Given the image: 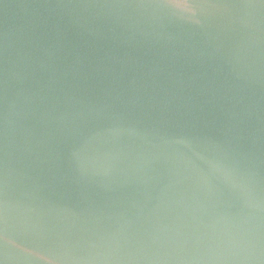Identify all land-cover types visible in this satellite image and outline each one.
Returning a JSON list of instances; mask_svg holds the SVG:
<instances>
[{
    "label": "water",
    "instance_id": "water-1",
    "mask_svg": "<svg viewBox=\"0 0 264 264\" xmlns=\"http://www.w3.org/2000/svg\"><path fill=\"white\" fill-rule=\"evenodd\" d=\"M0 264H264V0H0Z\"/></svg>",
    "mask_w": 264,
    "mask_h": 264
}]
</instances>
